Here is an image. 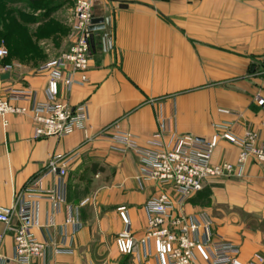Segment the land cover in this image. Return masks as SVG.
Returning a JSON list of instances; mask_svg holds the SVG:
<instances>
[{
	"label": "crops",
	"instance_id": "obj_1",
	"mask_svg": "<svg viewBox=\"0 0 264 264\" xmlns=\"http://www.w3.org/2000/svg\"><path fill=\"white\" fill-rule=\"evenodd\" d=\"M91 1L96 17L110 14V35L93 32L89 81L60 88L58 97L84 106L86 131L33 139L30 115H11L7 125L0 120V207L12 206L19 195L33 204L37 224L32 232L48 244L35 264H161L154 245L149 254L141 245L130 253L116 245L123 228L118 208L125 207L131 230L140 237L146 225L143 205L156 185L140 179L143 161L114 140V125L133 134L142 147L158 132L159 114L171 128L199 139L230 125L236 134L254 130L264 144V77L259 70L264 65V0ZM1 64L8 68L0 74L8 71L9 77L0 79V97L15 88L30 91L35 101L46 99V77L37 68L17 71ZM69 154L66 202L56 203L46 191L59 177L47 172L46 163L52 155ZM235 157L236 149L221 141L212 160ZM206 193L209 206L201 210L198 200ZM67 207L77 226L65 224ZM184 209L209 221L217 238L238 245L243 261L254 254L264 258L262 165L247 164L242 178L208 182ZM237 210L258 225L252 228L238 219ZM0 234V264H21L13 258L12 236L1 222ZM52 245L65 251L56 253ZM197 260L203 262L200 256Z\"/></svg>",
	"mask_w": 264,
	"mask_h": 264
},
{
	"label": "built area",
	"instance_id": "obj_2",
	"mask_svg": "<svg viewBox=\"0 0 264 264\" xmlns=\"http://www.w3.org/2000/svg\"><path fill=\"white\" fill-rule=\"evenodd\" d=\"M73 23L74 39L69 48L40 65L37 72L46 77V99L35 101L30 91L9 89L8 95L0 97V120L4 125L11 115H30L32 138H61L75 129L86 131L87 115L83 105H70L59 101L60 88L70 90L89 81L91 31L88 29L95 16L90 0H77ZM7 50L0 47V70L8 67L1 64ZM264 68V67H263ZM264 76V69L260 71ZM258 105L263 99L256 97ZM20 100L29 104H18ZM240 115V114H238ZM158 132L149 139L146 147L140 146L133 134L117 129L113 135L126 150H132L143 161L140 179L155 182L156 191L144 203L146 225L142 235L135 237L124 206L118 208L123 228L116 236V245L121 253H130L141 245L149 254L154 245L156 257L161 264H261L264 258L259 254L245 262L240 258L239 246L217 238L211 223L185 212L187 201L204 186L220 178H242L247 164L256 163L264 167V144L257 141L252 129L236 134L230 125L215 127L204 139L187 132L171 128L159 114ZM221 141L236 149L233 161H213L212 155ZM73 155H52L46 163L47 172L58 174V183L46 191L49 199L65 203V182L67 165ZM39 180L35 181L36 185ZM0 222L5 232L12 236L14 260L21 264H35L42 258L48 244L34 236L32 227L37 224L33 204L17 196L10 207H0ZM77 218L71 207H67L65 224L77 226ZM0 261L4 259L1 253ZM66 237V236H64ZM53 251H65L60 245H52ZM198 256L202 259L199 262Z\"/></svg>",
	"mask_w": 264,
	"mask_h": 264
},
{
	"label": "rangeland",
	"instance_id": "obj_3",
	"mask_svg": "<svg viewBox=\"0 0 264 264\" xmlns=\"http://www.w3.org/2000/svg\"><path fill=\"white\" fill-rule=\"evenodd\" d=\"M76 1L0 0V47L7 50L2 61L22 71L38 68L63 52L75 36L73 23ZM263 67L259 70H263ZM207 194L198 200L201 210L209 206ZM195 202L192 200L193 204ZM219 212L216 210L217 214ZM236 212L237 218L246 220L250 227L258 225L255 218H246L241 211Z\"/></svg>",
	"mask_w": 264,
	"mask_h": 264
},
{
	"label": "water",
	"instance_id": "obj_4",
	"mask_svg": "<svg viewBox=\"0 0 264 264\" xmlns=\"http://www.w3.org/2000/svg\"><path fill=\"white\" fill-rule=\"evenodd\" d=\"M109 18H110V14H106L103 17L94 16L91 19L88 29L91 31L90 45H91L92 49L94 48L93 32L95 30H102L103 38L110 35V30H108ZM8 77H9V72L8 71L0 74V79H7Z\"/></svg>",
	"mask_w": 264,
	"mask_h": 264
},
{
	"label": "trees",
	"instance_id": "obj_5",
	"mask_svg": "<svg viewBox=\"0 0 264 264\" xmlns=\"http://www.w3.org/2000/svg\"><path fill=\"white\" fill-rule=\"evenodd\" d=\"M30 1H33V2H34V1H39V0H30ZM5 64H6V63H5Z\"/></svg>",
	"mask_w": 264,
	"mask_h": 264
}]
</instances>
